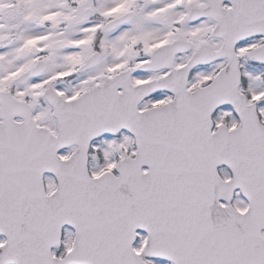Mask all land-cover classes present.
<instances>
[{
    "label": "snow or ice",
    "instance_id": "obj_1",
    "mask_svg": "<svg viewBox=\"0 0 264 264\" xmlns=\"http://www.w3.org/2000/svg\"><path fill=\"white\" fill-rule=\"evenodd\" d=\"M0 264H264V0H0Z\"/></svg>",
    "mask_w": 264,
    "mask_h": 264
}]
</instances>
